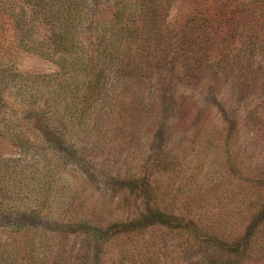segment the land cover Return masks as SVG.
Segmentation results:
<instances>
[{
	"label": "rangeland",
	"instance_id": "374dc122",
	"mask_svg": "<svg viewBox=\"0 0 264 264\" xmlns=\"http://www.w3.org/2000/svg\"><path fill=\"white\" fill-rule=\"evenodd\" d=\"M58 7L0 0V215L101 232L68 244L6 221L0 264H83L84 254L87 264H211L199 244L241 240L264 209V28L225 39V56L212 58L221 66L162 67L153 81L118 84L112 98L77 108L54 43L66 34ZM97 10L108 15L110 4ZM254 244L239 264H264V226Z\"/></svg>",
	"mask_w": 264,
	"mask_h": 264
},
{
	"label": "trees",
	"instance_id": "16d2710c",
	"mask_svg": "<svg viewBox=\"0 0 264 264\" xmlns=\"http://www.w3.org/2000/svg\"><path fill=\"white\" fill-rule=\"evenodd\" d=\"M61 1L62 10L58 7L51 11L52 16L64 24L66 34L62 41L54 43L64 50L60 64L66 69V87L69 90L72 85L77 87L74 95L79 102L68 105L77 108L81 100L91 108L98 99L112 98L113 87L118 84L132 86L153 81L162 67L183 63L187 69L207 71L213 65L221 66L227 50L225 39L232 38L234 43L232 36L247 34L246 27L255 26L258 31L264 28V0ZM106 3L110 4V13L101 16L97 9ZM228 23L233 29L226 27ZM252 38L249 35L246 39ZM256 42L264 49V40L263 43ZM234 48L236 51L246 49L244 43L241 46L235 43ZM260 48L255 46L253 50ZM213 56L223 57L213 60ZM238 56L239 53L234 58L238 59ZM80 88L85 89L81 94ZM42 132L50 142L47 127ZM156 216L159 221H164L161 216ZM6 221L14 227H44L56 231L64 240L68 239V244L74 234L90 239L93 233L96 240L101 232L100 226H89L77 220L43 222L36 213L1 214L0 225ZM262 226L264 209L255 216L241 240L230 242L211 238L212 244L199 246L204 245L205 256L211 264H239L247 254L254 253L257 246L254 243ZM106 248L109 251L110 248ZM261 248L264 255V244ZM211 252L226 259L221 262L220 256L216 258ZM88 256H79L84 260L83 264L88 263Z\"/></svg>",
	"mask_w": 264,
	"mask_h": 264
}]
</instances>
